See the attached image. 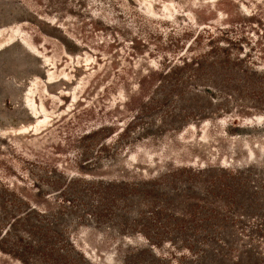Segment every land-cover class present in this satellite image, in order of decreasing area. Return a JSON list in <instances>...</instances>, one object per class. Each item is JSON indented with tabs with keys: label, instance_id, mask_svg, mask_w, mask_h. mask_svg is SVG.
Wrapping results in <instances>:
<instances>
[{
	"label": "rangeland",
	"instance_id": "1",
	"mask_svg": "<svg viewBox=\"0 0 264 264\" xmlns=\"http://www.w3.org/2000/svg\"><path fill=\"white\" fill-rule=\"evenodd\" d=\"M0 264H264V0H0Z\"/></svg>",
	"mask_w": 264,
	"mask_h": 264
}]
</instances>
